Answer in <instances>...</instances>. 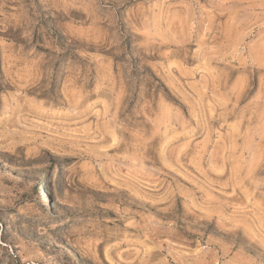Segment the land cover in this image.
Instances as JSON below:
<instances>
[{"label": "rangeland", "instance_id": "obj_1", "mask_svg": "<svg viewBox=\"0 0 264 264\" xmlns=\"http://www.w3.org/2000/svg\"><path fill=\"white\" fill-rule=\"evenodd\" d=\"M0 264H264V0H0Z\"/></svg>", "mask_w": 264, "mask_h": 264}, {"label": "bare ground", "instance_id": "obj_2", "mask_svg": "<svg viewBox=\"0 0 264 264\" xmlns=\"http://www.w3.org/2000/svg\"><path fill=\"white\" fill-rule=\"evenodd\" d=\"M44 190H46V189H44ZM42 196H43V198L41 199L42 202H44V203H45V201L49 202V198L47 196L46 191L45 192L44 191L42 192Z\"/></svg>", "mask_w": 264, "mask_h": 264}]
</instances>
